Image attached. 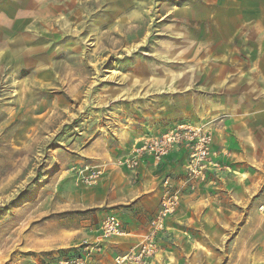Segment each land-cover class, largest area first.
Masks as SVG:
<instances>
[{"label":"rangeland","instance_id":"rangeland-1","mask_svg":"<svg viewBox=\"0 0 264 264\" xmlns=\"http://www.w3.org/2000/svg\"><path fill=\"white\" fill-rule=\"evenodd\" d=\"M262 44L264 0H0V264L84 253L110 215L130 233L101 243L114 264L158 197L125 169L93 186L75 170L185 122L221 170L182 194L143 264H264V111L229 100Z\"/></svg>","mask_w":264,"mask_h":264},{"label":"built area","instance_id":"built-area-1","mask_svg":"<svg viewBox=\"0 0 264 264\" xmlns=\"http://www.w3.org/2000/svg\"><path fill=\"white\" fill-rule=\"evenodd\" d=\"M183 150L186 154L181 176L163 175L159 183L158 210L149 220L142 240L124 255L114 259V264H143L156 250L158 238L166 233V219L177 211L182 194L192 191L204 182L209 174L221 170V153L213 149L212 136L203 126L185 122L161 134L146 135L134 142L129 152L113 162L117 169L135 173L145 162L156 169L173 152ZM108 164H83L75 170L76 181L86 186L96 185ZM125 232L120 220L110 215L100 226V237L94 245L70 258L57 257L44 264H92V254L100 253L101 243L112 237H123Z\"/></svg>","mask_w":264,"mask_h":264},{"label":"crops","instance_id":"crops-1","mask_svg":"<svg viewBox=\"0 0 264 264\" xmlns=\"http://www.w3.org/2000/svg\"><path fill=\"white\" fill-rule=\"evenodd\" d=\"M258 49L259 50H257V52L259 56L257 57V60L254 61L253 59L252 62H249V63L247 61L243 62L244 64H249V65L243 67V70L241 72L242 76L240 77L241 79L240 82H233L232 99H229L234 104V106L235 104L242 103V106H244L243 110H250L251 113L253 112L260 113L264 111V99H262L260 95L257 97L254 95L247 97L248 92L255 91L257 94H261L262 91L264 90V45L262 44L261 46H259ZM233 74H234L233 75L234 77L235 72H233ZM232 111H233L232 113L234 116L240 115V112H238L235 109V107L232 109ZM132 145L126 146L124 150L129 152ZM213 149L218 151V149H216L214 146H213ZM218 152H221V151H218ZM185 159H186V154L183 150L175 151L163 161L160 168L156 169L150 165L149 161L148 162L145 161L135 172L137 176H135V174L133 176L137 177V179L139 178L138 180L142 179L143 182H149L151 186H153L152 191L155 192L154 195L158 197V193H159L158 189H159V183H160L161 177L163 175H170V174L177 173V170L182 169L185 163ZM221 160H222V154L219 160L220 164L222 163ZM113 162L111 160H106V161H103L102 163L108 164L107 168L109 169L111 168L119 172L124 171L122 169H117L113 165ZM109 180H112V179H109ZM109 180L105 184L106 189L107 187H112L111 184L114 183V180L113 181H109ZM101 181L103 180H100V182ZM114 189L115 187L112 189V191ZM165 227H166V222H165ZM125 234H126L125 237L130 235V233L128 234L127 232H125ZM164 235H166V233ZM117 238H120V237H117ZM97 241L98 239L93 240L92 242H90L92 243L90 245L97 243ZM135 246H133L132 248H134ZM107 248L108 246H105L103 244L101 252L95 254V264L96 263L97 264H109L108 262L109 253L108 252L106 253ZM132 248H130L127 252H129ZM127 252H125V254ZM115 257H113L111 260L113 261Z\"/></svg>","mask_w":264,"mask_h":264}]
</instances>
